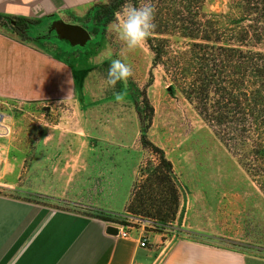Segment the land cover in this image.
I'll use <instances>...</instances> for the list:
<instances>
[{
	"label": "rangeland",
	"instance_id": "374dc122",
	"mask_svg": "<svg viewBox=\"0 0 264 264\" xmlns=\"http://www.w3.org/2000/svg\"><path fill=\"white\" fill-rule=\"evenodd\" d=\"M108 1L89 0L85 11L66 20L83 32L79 43L51 39L74 74L70 100L0 103L11 128L0 150V194L111 221L127 212L154 223L146 232L264 257V195L240 152L170 91L160 68L151 69L146 43L129 49L113 31L114 21L99 19ZM227 1L205 0V11H225ZM109 53L131 66L127 88L107 85ZM143 90L154 111L147 138L172 163L179 194L173 219L152 215L149 202L128 211L141 175L158 164L140 141L136 106ZM114 91H126V102L117 103Z\"/></svg>",
	"mask_w": 264,
	"mask_h": 264
},
{
	"label": "trees",
	"instance_id": "16d2710c",
	"mask_svg": "<svg viewBox=\"0 0 264 264\" xmlns=\"http://www.w3.org/2000/svg\"><path fill=\"white\" fill-rule=\"evenodd\" d=\"M133 3H149L155 10V28L145 42L151 69L160 68L170 91H178L224 145L240 152V162L264 195V0H228L225 11L211 13L205 11V0ZM125 5L126 0H109L99 7V19L115 21ZM9 21L24 39L32 23ZM140 97V141L156 154L158 164L141 175L128 211L149 202L156 210L152 215L173 219L179 194L172 163L147 138L154 111L145 90Z\"/></svg>",
	"mask_w": 264,
	"mask_h": 264
},
{
	"label": "crops",
	"instance_id": "0c3cea01",
	"mask_svg": "<svg viewBox=\"0 0 264 264\" xmlns=\"http://www.w3.org/2000/svg\"><path fill=\"white\" fill-rule=\"evenodd\" d=\"M89 0H0V101L67 102L75 78L53 39L77 44L84 36L69 26ZM66 16V17H65ZM30 21L23 33L9 19ZM35 21V22H33ZM52 39V40H51ZM108 222L0 194V264H264V257L164 233L106 232Z\"/></svg>",
	"mask_w": 264,
	"mask_h": 264
},
{
	"label": "clouds",
	"instance_id": "9594fccd",
	"mask_svg": "<svg viewBox=\"0 0 264 264\" xmlns=\"http://www.w3.org/2000/svg\"><path fill=\"white\" fill-rule=\"evenodd\" d=\"M154 11L149 3L137 7L133 0H126V5L117 14L112 24V29L129 49H136L147 41L155 28ZM106 58L110 60L107 85L115 89V86L120 83L127 88L129 78L133 76L131 66L120 59H112L110 53ZM113 95L117 103L126 102V91H114Z\"/></svg>",
	"mask_w": 264,
	"mask_h": 264
},
{
	"label": "built area",
	"instance_id": "2783aa9c",
	"mask_svg": "<svg viewBox=\"0 0 264 264\" xmlns=\"http://www.w3.org/2000/svg\"><path fill=\"white\" fill-rule=\"evenodd\" d=\"M4 104V102H0ZM9 119L6 111L0 108V150L2 149L3 141L8 138L11 134L10 125L7 122ZM108 225L114 226L117 228L118 237H128L130 230L139 229L141 231L140 246H145L146 236L145 228H152L154 223L149 220H143L140 217L134 216L130 213H123L114 221H108Z\"/></svg>",
	"mask_w": 264,
	"mask_h": 264
},
{
	"label": "water",
	"instance_id": "95a60500",
	"mask_svg": "<svg viewBox=\"0 0 264 264\" xmlns=\"http://www.w3.org/2000/svg\"><path fill=\"white\" fill-rule=\"evenodd\" d=\"M71 30H75L76 32H78L79 34H82V36L84 35L83 32L76 26H69ZM106 232L110 235H117V228L111 225H108L106 228Z\"/></svg>",
	"mask_w": 264,
	"mask_h": 264
}]
</instances>
